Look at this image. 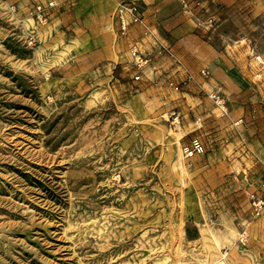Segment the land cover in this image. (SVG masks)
<instances>
[{"label":"rangeland","instance_id":"obj_1","mask_svg":"<svg viewBox=\"0 0 264 264\" xmlns=\"http://www.w3.org/2000/svg\"><path fill=\"white\" fill-rule=\"evenodd\" d=\"M61 1L0 0V264H264V0L101 55Z\"/></svg>","mask_w":264,"mask_h":264},{"label":"crops","instance_id":"obj_2","mask_svg":"<svg viewBox=\"0 0 264 264\" xmlns=\"http://www.w3.org/2000/svg\"><path fill=\"white\" fill-rule=\"evenodd\" d=\"M122 0H76L78 14L80 17V29L83 33L82 39L88 40L90 36L96 50V55H101L102 49L105 53L112 54L114 51L113 33L117 31V24L114 18V12L118 3ZM135 2L144 14L147 22L153 28L161 31H169L173 36L179 37L187 28V22L184 20L181 0H130ZM68 2L72 3L71 0ZM63 0L61 1L62 7ZM131 33L125 37V43H141L143 41V27L138 24L130 26ZM113 32V33H112ZM103 34L104 42L100 35ZM99 48V50L97 49ZM104 52V50H103ZM104 59V58H99Z\"/></svg>","mask_w":264,"mask_h":264},{"label":"built area","instance_id":"obj_3","mask_svg":"<svg viewBox=\"0 0 264 264\" xmlns=\"http://www.w3.org/2000/svg\"><path fill=\"white\" fill-rule=\"evenodd\" d=\"M57 5L58 0H34L32 13L38 22L45 23L48 20L50 8H53ZM113 16L117 24V30L120 33L125 34L128 32L132 24H138L143 27V30L147 34H150L156 38V34H154L152 25L147 22L144 14L140 11L138 5L135 2L128 0L120 1L115 9ZM131 53L133 55V63L138 69V73H136L134 77L135 79H140V73L144 70V67L149 63L151 58L150 56L142 52L137 44L131 47ZM202 73L206 75L207 71L204 69L202 70ZM193 78L194 77L192 75L188 76L189 80H192ZM179 84V82L175 84L176 89L179 88ZM211 95L213 98H215L216 102L221 106V108L227 111L228 107L226 106V98L224 96H221L218 92H213ZM190 149L192 151L202 152L204 146L200 140L195 139L190 146L186 147V150ZM262 191H264V181L262 183ZM250 197L252 198V204L254 205L256 214H259L264 209L263 192L261 195L252 193Z\"/></svg>","mask_w":264,"mask_h":264}]
</instances>
